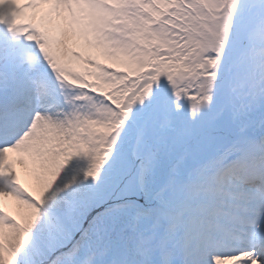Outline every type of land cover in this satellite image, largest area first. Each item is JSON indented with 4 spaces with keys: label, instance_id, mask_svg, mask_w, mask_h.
Here are the masks:
<instances>
[{
    "label": "snow or ice",
    "instance_id": "1",
    "mask_svg": "<svg viewBox=\"0 0 264 264\" xmlns=\"http://www.w3.org/2000/svg\"><path fill=\"white\" fill-rule=\"evenodd\" d=\"M0 264H264V0H0Z\"/></svg>",
    "mask_w": 264,
    "mask_h": 264
},
{
    "label": "rangeland",
    "instance_id": "2",
    "mask_svg": "<svg viewBox=\"0 0 264 264\" xmlns=\"http://www.w3.org/2000/svg\"><path fill=\"white\" fill-rule=\"evenodd\" d=\"M70 47H72L73 45H69ZM79 50V49H78ZM102 59V62L104 63H108L107 60ZM18 168V171H20L21 175H20V181L22 184H24L25 187L29 188L30 191L33 190V184L31 182V179L30 177L23 171L22 167L21 166H17ZM5 203H6V207H7V210L12 212L13 214H16V207H15V202L12 200V198L10 197H5Z\"/></svg>",
    "mask_w": 264,
    "mask_h": 264
}]
</instances>
